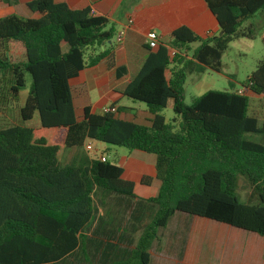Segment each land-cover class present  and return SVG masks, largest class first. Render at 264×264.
<instances>
[{"label":"trees","instance_id":"obj_1","mask_svg":"<svg viewBox=\"0 0 264 264\" xmlns=\"http://www.w3.org/2000/svg\"><path fill=\"white\" fill-rule=\"evenodd\" d=\"M202 2L219 33L200 38L185 26L173 30L168 44L147 48L139 71L121 90L145 105L152 116L147 124L120 119L116 114L124 108L95 114L85 107L80 115L74 108L69 80L100 63L114 64L111 46L105 48L115 36L107 18L55 0L28 2L31 18H0V99L16 102L27 89L21 124L0 128V264H66L79 240H89L79 232L93 224L97 192L137 198L133 183L122 180L121 167L84 155L87 141L155 156L158 193L138 201L153 208L150 220L133 249L110 264H150L158 231L176 213L264 238V59L242 86L248 94H238L231 82L228 90L207 91L189 105L184 94L188 75L220 73L229 44L254 38L252 26L244 24L264 15V0ZM260 40L264 44V33ZM169 100L172 123L160 115ZM35 115L37 128L23 125ZM65 151L73 155L64 157ZM236 175L247 178L258 205L239 202Z\"/></svg>","mask_w":264,"mask_h":264},{"label":"crops","instance_id":"obj_2","mask_svg":"<svg viewBox=\"0 0 264 264\" xmlns=\"http://www.w3.org/2000/svg\"><path fill=\"white\" fill-rule=\"evenodd\" d=\"M3 1L0 0V11H8L4 13V16L14 14L20 18L33 17L26 8V4L33 0H15L16 2L12 6H7ZM55 1L66 4L72 10L90 7L91 15L108 19L109 24L115 30V35L120 31L125 32L121 43H115L113 39L109 46H105V48L111 46L114 60L112 67L108 68L104 63H100L82 70L77 77L69 80L74 108L78 115L85 107H89L91 113L95 114H101L103 107L111 106L116 110L121 108L119 103L123 98H126L121 95V90L137 74L149 52L145 45V35L148 32L156 33L159 43L162 44H168L171 32L181 26L187 27L200 38L213 37L219 33L217 22L205 8L202 0H167L166 3L151 8L140 16L136 13H126L122 20L109 18L106 5L112 0ZM4 16L0 14V18ZM261 24V28H264V15H262ZM61 50L62 52L67 51L65 43L61 44ZM120 70H125L122 77H119L118 74ZM167 107H172L171 100L168 101ZM123 108L116 114L122 119L120 114L123 112L125 119L122 120L147 124L152 117L147 109ZM86 145L85 143L84 150ZM70 155L73 153L64 152V157ZM100 157L104 156H99L96 159ZM136 161L139 164L135 165ZM143 161L133 160L131 169L127 170L124 166L115 163L123 169L122 180L133 183V193L137 198L115 196L116 201L94 203L97 209L95 207L93 224L89 229L84 228L79 232L81 237H86L89 240H79L77 249L67 257L66 264H110L123 259L125 254L133 249L132 239L136 233L137 224L140 223L141 212L143 208H146L138 201L155 197L160 187L159 181L155 179L153 166V172L149 176L146 177L143 174L145 168ZM147 163L149 164L150 161ZM145 178H149V180L143 183ZM152 185L155 186L153 194H142L141 196L135 194L136 186L150 188ZM132 203L133 205L139 204L138 208H143L137 211L132 207L130 210ZM125 214H128L127 218ZM175 223L177 229L179 228L178 232L175 235H167L165 237L167 239L163 241L156 254L149 250L150 264H217L218 262L223 264L226 261L231 264L236 260L234 256L238 257L239 264H253L249 254L252 256L254 251L260 250L264 255V238L256 234L250 233L253 237L248 239L247 235H244L248 232L243 230L181 213ZM93 242H95V246L91 244ZM221 249H223L224 257L220 253ZM217 253L221 259H218V262L214 259Z\"/></svg>","mask_w":264,"mask_h":264},{"label":"rangeland","instance_id":"obj_3","mask_svg":"<svg viewBox=\"0 0 264 264\" xmlns=\"http://www.w3.org/2000/svg\"><path fill=\"white\" fill-rule=\"evenodd\" d=\"M167 0H112L108 5H106V9L109 14V18L112 20L118 19L122 20L124 14H138L139 16L150 10L151 8L157 7L160 4L166 3ZM8 11H0V14L7 13ZM262 15L256 14L252 20H249L244 26L251 25L255 31L254 38H240L236 41H233L229 44L227 51L221 58V71L220 73L212 72L207 70L202 75H188L186 77L184 83V94H185V103L187 105L190 104L191 100L194 97H198L204 94L207 91H226L229 89V84H233L235 89L242 88L246 78L255 70L256 65L259 61L264 59V44H262L260 40V36L264 33V28H261L262 24ZM124 22V21H123ZM126 23V21H125ZM115 26V25H114ZM111 43H105V46H109ZM16 60H20L21 58L15 57ZM15 60V61H16ZM27 87L30 83L29 78H26ZM27 94V89L20 93V97L18 101L13 102L10 101L7 96L0 99V128H5L7 126L19 125L21 121L19 119V108L22 107L24 99ZM253 99V106H258L259 102L257 99ZM121 108L123 107H131V108H141L146 109L145 105L140 102H134L127 98H123V100L119 103ZM160 115L164 118L166 123H172V120L176 117L173 113L171 107H166L161 111ZM120 117L125 119V114L121 112ZM38 117L35 115L32 120L24 122L23 125L26 127H36L38 126ZM258 137H254V140H257ZM86 144L91 146L90 150H84V155L89 159H96L99 156H104L108 163H116L120 166H124L125 170L131 169L130 166L133 165V160H144L145 168L143 169V174L145 176H149L150 173L153 172V161L155 160V156L152 154H146L139 151L128 150L122 147H116L108 144L99 143L96 141H87ZM150 161L148 164L147 162ZM141 162V161H140ZM139 164L138 161L135 162V165ZM132 172V170H130ZM155 192V186H151L147 188L145 186H136L135 194L137 196H141L142 194H153ZM235 195L239 202L247 206H256L258 205V199L254 193V189L251 184L248 182L247 178L242 175H236V190ZM94 203L100 204L101 201H116L115 196L113 195H103L101 192H97L94 196ZM139 204L133 205L130 204V210L132 207L136 208L139 211ZM96 207V206H95ZM141 212L140 223L137 224L136 233L133 237L132 245H135L141 234V228L145 226L152 215L153 208L149 206H145ZM102 208V206H100ZM97 209V207H96ZM125 217H128V214H125ZM179 217V213H176L172 219H170L165 228H162L158 231L159 240L155 241L150 251L153 254L159 250L162 246L163 241L167 235H175L179 228L177 229L175 221ZM177 229V230H176ZM248 239L253 237L250 233H245ZM221 254L224 257L223 249L220 250ZM255 257L249 254V257L253 264H264V255H262L261 251H254ZM215 261H219V254H215ZM231 264H239L238 257ZM212 260V258L210 257ZM221 260V259H220ZM227 262V261H226ZM223 264H228V263ZM221 264V263H217Z\"/></svg>","mask_w":264,"mask_h":264},{"label":"built area","instance_id":"obj_4","mask_svg":"<svg viewBox=\"0 0 264 264\" xmlns=\"http://www.w3.org/2000/svg\"><path fill=\"white\" fill-rule=\"evenodd\" d=\"M125 32L124 31H120L118 32L115 37H114V42L115 43H121L123 40ZM159 44V40H158V36L156 35V33L154 32H148L145 35V45L147 48L153 50L157 47V45ZM175 55V51L173 49L169 50V58L172 59ZM237 93L238 94H246L247 90L244 88H240L237 89ZM114 114L116 113V109L114 107L108 106V107H103L101 109V114ZM91 146L89 144L86 145L85 150H90ZM100 161L104 162L105 158L104 157H100L98 158Z\"/></svg>","mask_w":264,"mask_h":264}]
</instances>
